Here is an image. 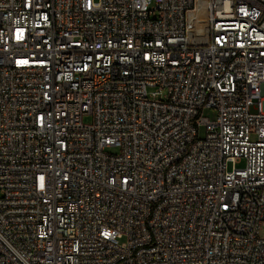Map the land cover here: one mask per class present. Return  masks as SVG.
<instances>
[{
	"label": "built area",
	"instance_id": "1",
	"mask_svg": "<svg viewBox=\"0 0 264 264\" xmlns=\"http://www.w3.org/2000/svg\"><path fill=\"white\" fill-rule=\"evenodd\" d=\"M0 264H264V0H0Z\"/></svg>",
	"mask_w": 264,
	"mask_h": 264
},
{
	"label": "rangeland",
	"instance_id": "2",
	"mask_svg": "<svg viewBox=\"0 0 264 264\" xmlns=\"http://www.w3.org/2000/svg\"><path fill=\"white\" fill-rule=\"evenodd\" d=\"M201 115H202L203 118H208L211 121H213L214 118H215V113L213 111H210V110H203ZM83 123L84 124H89L90 123V118L84 117L83 118ZM199 130H200V135L203 134V127L200 128Z\"/></svg>",
	"mask_w": 264,
	"mask_h": 264
}]
</instances>
